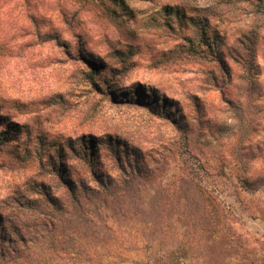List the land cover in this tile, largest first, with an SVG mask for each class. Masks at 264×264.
I'll return each mask as SVG.
<instances>
[{
	"label": "rangeland",
	"instance_id": "rangeland-1",
	"mask_svg": "<svg viewBox=\"0 0 264 264\" xmlns=\"http://www.w3.org/2000/svg\"><path fill=\"white\" fill-rule=\"evenodd\" d=\"M186 1L0 0V264H37L31 238L46 221L16 200L37 197L34 181L64 199L44 175L48 154L85 178L67 142L79 149L83 137L115 178L108 143L131 150L155 170L150 187L174 181L178 153L264 235V0ZM202 22L214 52L199 41ZM243 35L254 37L250 72Z\"/></svg>",
	"mask_w": 264,
	"mask_h": 264
},
{
	"label": "trees",
	"instance_id": "trees-1",
	"mask_svg": "<svg viewBox=\"0 0 264 264\" xmlns=\"http://www.w3.org/2000/svg\"><path fill=\"white\" fill-rule=\"evenodd\" d=\"M199 25V41L214 52V38L204 22ZM248 39L243 35L239 42L248 53L242 67L250 72L254 37L250 45L243 44ZM98 68L95 64L91 78ZM88 141L83 137L79 149L67 141L85 178L69 175L61 159L57 161L62 153L48 154L51 169L45 168L44 175L59 183L64 199L52 194L47 182L34 181L30 188L37 197L16 200L20 210L37 212L46 221L44 232L31 238L37 264H264V235L248 230L178 153L174 161L182 167L174 181L150 187L155 170L131 150L108 143L118 166L115 178L99 169L96 148ZM179 146L181 154L189 151L188 140ZM238 180L243 189L252 190L245 179Z\"/></svg>",
	"mask_w": 264,
	"mask_h": 264
}]
</instances>
